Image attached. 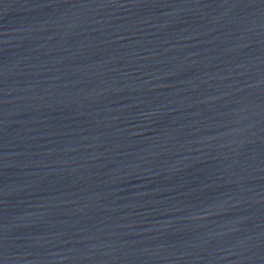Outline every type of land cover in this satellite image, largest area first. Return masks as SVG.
<instances>
[{
  "label": "water",
  "instance_id": "1",
  "mask_svg": "<svg viewBox=\"0 0 264 264\" xmlns=\"http://www.w3.org/2000/svg\"><path fill=\"white\" fill-rule=\"evenodd\" d=\"M0 264H264V0H0Z\"/></svg>",
  "mask_w": 264,
  "mask_h": 264
}]
</instances>
